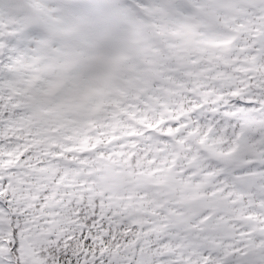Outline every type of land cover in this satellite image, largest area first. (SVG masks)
Masks as SVG:
<instances>
[{"label":"snow or ice","instance_id":"snow-or-ice-1","mask_svg":"<svg viewBox=\"0 0 264 264\" xmlns=\"http://www.w3.org/2000/svg\"><path fill=\"white\" fill-rule=\"evenodd\" d=\"M0 264H264V0H0Z\"/></svg>","mask_w":264,"mask_h":264}]
</instances>
